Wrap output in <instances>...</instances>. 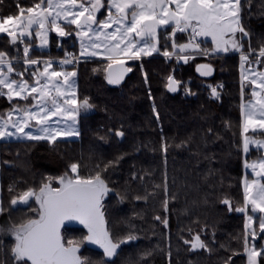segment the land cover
Returning <instances> with one entry per match:
<instances>
[{
  "label": "trees",
  "instance_id": "16d2710c",
  "mask_svg": "<svg viewBox=\"0 0 264 264\" xmlns=\"http://www.w3.org/2000/svg\"><path fill=\"white\" fill-rule=\"evenodd\" d=\"M17 4L31 6L32 0H2L0 18L17 13ZM102 15L103 9L99 18ZM242 16L245 28L251 33L252 47L258 48L264 43V0H251L250 10L246 8ZM187 35L177 33L176 42L187 41ZM9 39L7 34H0V50L9 51L14 57L21 56V44L13 46L8 43ZM29 42L33 44L30 56L40 55L41 59L61 57L71 47L78 52L74 37H66L60 45L55 42L50 49L43 50L36 47L37 39ZM164 45L161 35V48ZM17 47L20 52L16 51ZM204 47L211 48L210 43L206 42ZM168 50L173 51L171 47ZM105 63L102 59H87L75 69L78 98H88L95 105L79 118V138L58 139L54 145L48 141H0V193L4 205L8 206L10 185L17 191L38 187L47 176L63 175L71 163H79L80 174L87 175L96 163L102 165L123 156L115 170L109 169L103 175L111 188L121 194L126 191L128 198L121 203L119 197L109 193L104 200L105 219L113 238L124 235L129 224L140 238L121 245L118 251L122 255L114 258L115 264H126L129 258L136 260L149 250L151 257L141 264H223L228 257L231 264H247L242 243L246 215L230 211L221 202L229 198L233 209L242 204L244 178H251L245 172V161L261 157L262 152L252 149L246 156L243 152L241 105L248 88L244 83L241 89L239 56L196 57L184 63L158 53L128 63L132 71L119 86L109 85L102 70L93 71L102 69ZM202 63L213 66L212 78L199 76L196 66ZM14 67L23 71L27 66L14 62ZM169 76L181 82L175 93L166 87ZM24 78L28 79V73ZM209 85H223L218 89L219 99L211 97ZM188 87L194 94L185 93ZM10 107L7 99L0 97V112ZM117 130H122L124 136H115ZM250 134L264 138V131ZM101 136L105 139H100ZM182 141L189 142L177 147ZM164 144L168 145L167 152L163 151ZM56 186L53 182V187ZM136 195H148L147 202L134 200ZM164 199H169L167 212L162 205ZM25 215L32 214L6 212L0 216V225L9 216L18 221ZM157 215L168 218L167 227L154 218ZM197 233L211 252L191 251L190 245L184 244L183 239H191ZM86 234L87 229L73 227L65 235L66 239L79 240ZM3 243L6 251L12 243L11 237H4ZM255 243L259 249L264 243V233L259 234ZM233 251L239 254L233 255ZM80 255L89 264L108 261L102 249L87 242L81 246ZM4 256L0 252V258ZM261 264H264V254Z\"/></svg>",
  "mask_w": 264,
  "mask_h": 264
},
{
  "label": "snow or ice",
  "instance_id": "6c2138e0",
  "mask_svg": "<svg viewBox=\"0 0 264 264\" xmlns=\"http://www.w3.org/2000/svg\"><path fill=\"white\" fill-rule=\"evenodd\" d=\"M17 7V13L0 18V33L7 34L8 43L23 45L21 56L14 57L7 50H0V97L6 98L11 105L7 111L0 112V141H48L54 145L62 137L80 135L77 124L81 114L95 107L88 98H78L75 69L81 58H85V62L93 57L107 61L102 69L93 71L102 70L109 85L119 86L125 75L132 71L126 66L128 60H140L143 56L159 53L168 59L188 63L197 55L216 57L236 52L241 62V89L243 91L244 81L253 86L251 98L241 105L243 152L248 153L250 145L264 149V139L248 135L250 130L254 134L258 129L264 131V71L257 70V66L264 64V43L253 48L251 33L242 22V13L246 8L250 10L251 0H243V3L242 0H32L31 6L17 4ZM102 9L104 15L98 18ZM50 32L61 38L74 37L79 42L78 55L66 53L63 59L55 62L56 68L52 59L30 56L31 38H38L36 47L43 50L49 46ZM177 33H187V42L177 43ZM161 35L165 39L163 48L160 46ZM209 39L212 47H202ZM168 41H171L170 45ZM169 47L173 51H169ZM16 51L20 52V49L17 47ZM14 60L27 67L18 71ZM66 65H72L73 70H66ZM196 71L201 76H211L213 66L198 64ZM25 73H28V79L24 78ZM180 83L169 76L166 87L170 92H177ZM208 87L211 97L219 99L218 89L223 85ZM185 93L194 94L187 88ZM114 135L123 137L124 132L117 130ZM188 142L182 141L177 147ZM167 147V144L163 145L164 152ZM121 159L123 156L102 165L96 163L87 175L80 174L79 163H71L63 175L47 176L38 187L17 191L10 185L7 207L0 197V216L13 210L32 215H25L18 221L9 216L0 225V252L5 253L0 264H89L80 255L85 242L103 249L108 258L105 264H115L114 258L122 255L118 251L121 245L140 238L131 224L124 235L113 238L105 219L104 200L109 193L119 197L121 203L128 198L126 191L121 194L111 188L103 175L109 169L115 170ZM244 167L251 169L254 178H244L242 204L233 209L229 198L221 202L228 205L230 211L246 215L243 253L247 256V264H260L258 258L264 254V244L258 249L255 242L259 234L264 233V152L258 160L245 161ZM53 182L58 186L53 187ZM164 191L167 193L166 183ZM148 195H136L133 199L147 202ZM168 204L169 199L162 201L165 212ZM154 218L168 226L167 217L157 215ZM77 224L87 229V234L79 240L66 239V232ZM188 231L191 233V229ZM4 237L12 240L6 251ZM183 242L190 245L191 251L211 252L199 233ZM232 254L239 253L233 251ZM151 255V250L145 251L136 260L129 258L126 264H141ZM168 255L170 257L171 253ZM223 264H231V257Z\"/></svg>",
  "mask_w": 264,
  "mask_h": 264
},
{
  "label": "rangeland",
  "instance_id": "374dc122",
  "mask_svg": "<svg viewBox=\"0 0 264 264\" xmlns=\"http://www.w3.org/2000/svg\"><path fill=\"white\" fill-rule=\"evenodd\" d=\"M102 11V10H101ZM98 18H99V14H98ZM0 34H5V33H0ZM64 38H66V37H57V35H56V33L55 32H50V34H49V46L46 48V49H50L52 46H53V44H55V42L57 43V45H60L61 44V42L63 41V39ZM33 39H37V41H38V38H36V37H32L31 38V40H33ZM77 42H78V40H77ZM185 42H187V41H185ZM185 42H177V43H185ZM38 43H39V41H38ZM78 44H79V42H78ZM38 45V44H37ZM22 50V49H21ZM76 50V49H75ZM158 53H153V55H151V56H143V57H141V58H144V57H146V58H148V57H153V56H156ZM238 56H239V53H236ZM218 55H220V54H218ZM201 57H210V56H201ZM166 58V57H165ZM49 59H52V58H49ZM84 59V58H83ZM92 59H102V58H100V57H94V58H92ZM172 59H174V58H172ZM85 60V59H84ZM103 60V59H102ZM175 60V59H174ZM133 61H136V60H128V61H126V63L128 64V63H130V62H133ZM15 61H13V63H14ZM54 65H56V64H54ZM54 65H53V67H54ZM262 65V64H261ZM261 65H259V66H257V70L258 71H264V66L261 68L260 66ZM246 67H248L247 65H246ZM66 70H68V71H71L72 69H66ZM26 79V78H25ZM75 80H76V88H77V94H78V77L76 76L75 77ZM244 83H245V85H246V87L248 88V94H247V97H246V100L243 102V104H245V103H247V101L251 98L250 97V92H251V88L253 87L252 85H250L249 84V82L248 81H244ZM258 90V89H257ZM77 128H78V130H79V132H80V124L78 123L77 124ZM259 131H261V130H257V132H259ZM251 133V130L249 131V133H248V135L249 136H254V135H252V134H250ZM80 137V135L77 137V136H70V137H62V138H60V139H77V138H79ZM255 138H257V139H264V138H260V137H256L255 136ZM252 149H257L254 145H250L249 146V152L248 153H245V156L247 155V154H249L250 153V151L252 150ZM258 150H261L262 152H264V149H258ZM260 158V157H259ZM259 158H257V159H255V158H253V159H251V160H249L248 162L249 163H251L252 161H254V160H258ZM245 172L246 173H248V174H250L251 175V178L250 179H252V178H254V176H253V174H252V172H251V169H246L245 168ZM0 197H1V193H0ZM107 198V197H106ZM105 198V199H106ZM258 240V239H257ZM256 240V241H257ZM87 244L89 245V246H92V247H96V248H100L98 245H95V244H91V243H88L87 242ZM264 244V243H263ZM100 249H102V248H100ZM103 250V249H102ZM258 260L260 261V264H261V257L260 258H258Z\"/></svg>",
  "mask_w": 264,
  "mask_h": 264
},
{
  "label": "built area",
  "instance_id": "2783aa9c",
  "mask_svg": "<svg viewBox=\"0 0 264 264\" xmlns=\"http://www.w3.org/2000/svg\"><path fill=\"white\" fill-rule=\"evenodd\" d=\"M199 39H200V38H199ZM202 47H204V44H202ZM21 49H23V45H22V44H21ZM66 53H75V54L78 55V52H77V50H75V48H73V47L68 48V49H66V51H65V53H64L63 56L52 59V60L54 61V64H56L55 62L58 61L59 59H63V58L65 57V54H66ZM196 57H201V56H200V55H197ZM174 59H175V58H174ZM83 60H84V59L81 58V62H82ZM175 60H176V59H175ZM176 61H177V60H176ZM79 65H80V63H79ZM79 65L77 66V68L79 67ZM65 68H66V69H67V68H73V66H72V65H66ZM187 85H189V82H187ZM188 89H190V88L188 87Z\"/></svg>",
  "mask_w": 264,
  "mask_h": 264
},
{
  "label": "water",
  "instance_id": "95a60500",
  "mask_svg": "<svg viewBox=\"0 0 264 264\" xmlns=\"http://www.w3.org/2000/svg\"><path fill=\"white\" fill-rule=\"evenodd\" d=\"M126 66H128L127 63H126ZM129 73H130V72H129ZM129 73H127V74L125 75L123 82L127 79V77L129 76ZM198 74H199V76L202 77V78L210 79V78H212V77L214 76V74H215V70H214V68H213V74H212L211 76H201L199 72H198ZM123 82H122V83H123ZM173 93H175V92H173ZM74 227L84 228L82 225H78V224L75 225Z\"/></svg>",
  "mask_w": 264,
  "mask_h": 264
},
{
  "label": "crops",
  "instance_id": "0c3cea01",
  "mask_svg": "<svg viewBox=\"0 0 264 264\" xmlns=\"http://www.w3.org/2000/svg\"><path fill=\"white\" fill-rule=\"evenodd\" d=\"M238 35H239V34H238ZM200 39H203V38H200ZM207 42H209V43H210V47H212L210 39H209ZM78 53H79V44H78ZM227 54H236V52H229V53H227ZM227 54H220V55H227ZM93 58H94V57H93ZM84 59H85V58H84ZM89 59H92V58H89Z\"/></svg>",
  "mask_w": 264,
  "mask_h": 264
}]
</instances>
